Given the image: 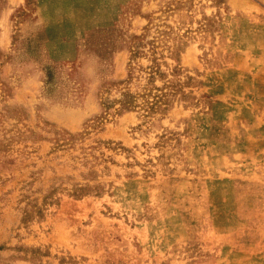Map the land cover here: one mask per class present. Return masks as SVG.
<instances>
[{"label":"rangeland","instance_id":"obj_1","mask_svg":"<svg viewBox=\"0 0 264 264\" xmlns=\"http://www.w3.org/2000/svg\"><path fill=\"white\" fill-rule=\"evenodd\" d=\"M263 46L264 0H0V264H264Z\"/></svg>","mask_w":264,"mask_h":264},{"label":"crops","instance_id":"obj_2","mask_svg":"<svg viewBox=\"0 0 264 264\" xmlns=\"http://www.w3.org/2000/svg\"><path fill=\"white\" fill-rule=\"evenodd\" d=\"M264 50V46L263 49ZM237 67L226 78L231 103L242 106L243 125L247 136L263 144L264 153V51L243 54ZM237 82L238 90L230 92L229 83ZM234 87V86H233ZM251 153V149L248 150Z\"/></svg>","mask_w":264,"mask_h":264},{"label":"trees","instance_id":"obj_3","mask_svg":"<svg viewBox=\"0 0 264 264\" xmlns=\"http://www.w3.org/2000/svg\"><path fill=\"white\" fill-rule=\"evenodd\" d=\"M131 104H132V102H130V101L125 102V104H123V108L130 109L132 107ZM150 109H152V107H150Z\"/></svg>","mask_w":264,"mask_h":264}]
</instances>
